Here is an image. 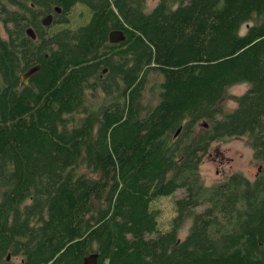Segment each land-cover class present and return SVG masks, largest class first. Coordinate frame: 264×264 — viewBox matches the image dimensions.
<instances>
[{
  "label": "trees",
  "instance_id": "obj_1",
  "mask_svg": "<svg viewBox=\"0 0 264 264\" xmlns=\"http://www.w3.org/2000/svg\"><path fill=\"white\" fill-rule=\"evenodd\" d=\"M146 1L0 0V255L16 264H264V0ZM235 137L256 177L204 184V155ZM178 188L163 231L151 202Z\"/></svg>",
  "mask_w": 264,
  "mask_h": 264
},
{
  "label": "rangeland",
  "instance_id": "obj_2",
  "mask_svg": "<svg viewBox=\"0 0 264 264\" xmlns=\"http://www.w3.org/2000/svg\"><path fill=\"white\" fill-rule=\"evenodd\" d=\"M158 0H147L146 9H152ZM83 16L77 15V10H73L67 17L70 23L67 24L72 28L83 25L87 19ZM59 24L54 25L51 29H55ZM245 27L243 26L240 33H244ZM0 34L4 36V31L0 25ZM154 81L161 80L159 74H154L151 77ZM250 83L239 82L234 83L226 89L225 96L221 100L220 107L224 112L231 111L236 103L234 96L244 93ZM206 125V123H201ZM248 140L245 137H235L230 139H224L222 141L214 142L208 152L204 155L200 165L201 178L206 185H210L213 182L225 179L231 173H240L249 180H253L258 170H260V163L255 161L253 156V150L248 145ZM183 195V189L178 188L173 193L160 196L151 202V209L157 210L158 228L167 230L171 226V221L177 214L175 200ZM203 206H198L193 209L194 212L201 211ZM192 224V217L189 216L183 225L178 230V236L180 239H184L187 235L189 228ZM16 261V258L14 259ZM18 261V258H17Z\"/></svg>",
  "mask_w": 264,
  "mask_h": 264
},
{
  "label": "water",
  "instance_id": "obj_3",
  "mask_svg": "<svg viewBox=\"0 0 264 264\" xmlns=\"http://www.w3.org/2000/svg\"><path fill=\"white\" fill-rule=\"evenodd\" d=\"M56 12H60V8L59 7H55ZM52 14H48L47 16H45L42 19V24L44 26H48L50 25V23L52 22ZM26 34L28 36H30L31 38L35 39L36 38V34L33 30L32 27H28L25 30ZM125 34L123 33V31L121 30H115V31H111L108 34V40L110 43H117L120 41H124L125 40ZM39 70V64L35 65V66H31L29 68H27L25 71L21 72L19 74V78H20V85L21 86H25L28 84L30 78L37 73V71ZM82 264H98L97 263V256L96 254H90L86 257L83 258Z\"/></svg>",
  "mask_w": 264,
  "mask_h": 264
},
{
  "label": "flooded vegetation",
  "instance_id": "obj_4",
  "mask_svg": "<svg viewBox=\"0 0 264 264\" xmlns=\"http://www.w3.org/2000/svg\"><path fill=\"white\" fill-rule=\"evenodd\" d=\"M117 30H119V29H117ZM113 31H115V30H113ZM124 41H120V42H117V43H110L109 40H108V42L110 44L115 46V51L117 50V47H119V46L121 47L122 44H124ZM106 72H107V68L102 67L100 69V71H99V77L100 78L103 77V75H105ZM31 78H30V80H31ZM30 80H29V82H30ZM29 82H28V84H29ZM15 253H16L15 250H11V249L5 250L0 255V264H16V263L22 262V257L17 256ZM15 258H16V261L14 260ZM17 258H18V261H17Z\"/></svg>",
  "mask_w": 264,
  "mask_h": 264
},
{
  "label": "bare ground",
  "instance_id": "obj_5",
  "mask_svg": "<svg viewBox=\"0 0 264 264\" xmlns=\"http://www.w3.org/2000/svg\"><path fill=\"white\" fill-rule=\"evenodd\" d=\"M112 90V89H111Z\"/></svg>",
  "mask_w": 264,
  "mask_h": 264
}]
</instances>
